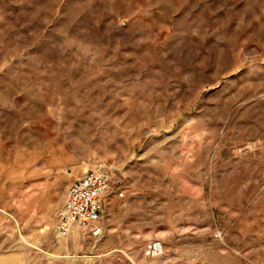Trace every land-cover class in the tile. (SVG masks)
Here are the masks:
<instances>
[{"label":"rangeland","instance_id":"obj_1","mask_svg":"<svg viewBox=\"0 0 264 264\" xmlns=\"http://www.w3.org/2000/svg\"><path fill=\"white\" fill-rule=\"evenodd\" d=\"M97 169L101 234L57 238ZM150 242V264H264V0H0V264Z\"/></svg>","mask_w":264,"mask_h":264},{"label":"built area","instance_id":"obj_2","mask_svg":"<svg viewBox=\"0 0 264 264\" xmlns=\"http://www.w3.org/2000/svg\"><path fill=\"white\" fill-rule=\"evenodd\" d=\"M110 175L105 171L87 170L68 184L61 207L56 211L54 232L64 239L78 228L84 233L97 237L101 234L99 218L102 210V196L107 189ZM159 244L150 242L143 255L152 256Z\"/></svg>","mask_w":264,"mask_h":264},{"label":"crops","instance_id":"obj_3","mask_svg":"<svg viewBox=\"0 0 264 264\" xmlns=\"http://www.w3.org/2000/svg\"><path fill=\"white\" fill-rule=\"evenodd\" d=\"M138 214H139L138 203H137L136 199H133V220H137ZM101 224L105 225L104 219L101 220ZM75 237L76 236L74 235V238ZM159 249H160V247H159ZM163 253H166V252H163ZM156 254H158V253L155 252L152 256H147V257L143 255V257L141 256V260L144 261L145 264H150L155 259L154 257L156 256ZM164 262H165V264H168V260L167 261L165 260ZM177 264H184V262L179 261V262H177Z\"/></svg>","mask_w":264,"mask_h":264},{"label":"bare ground","instance_id":"obj_4","mask_svg":"<svg viewBox=\"0 0 264 264\" xmlns=\"http://www.w3.org/2000/svg\"><path fill=\"white\" fill-rule=\"evenodd\" d=\"M73 231H74V230H73ZM73 231H72V232H73ZM72 232H71V233H72ZM70 235H71V234H70Z\"/></svg>","mask_w":264,"mask_h":264}]
</instances>
